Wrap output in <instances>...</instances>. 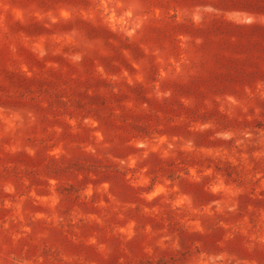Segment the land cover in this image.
Returning <instances> with one entry per match:
<instances>
[{"label":"rangeland","instance_id":"rangeland-1","mask_svg":"<svg viewBox=\"0 0 264 264\" xmlns=\"http://www.w3.org/2000/svg\"><path fill=\"white\" fill-rule=\"evenodd\" d=\"M0 264H264V0H0Z\"/></svg>","mask_w":264,"mask_h":264}]
</instances>
